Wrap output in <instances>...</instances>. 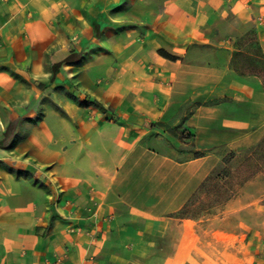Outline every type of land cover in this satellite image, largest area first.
Returning a JSON list of instances; mask_svg holds the SVG:
<instances>
[{
	"label": "crops",
	"instance_id": "crops-1",
	"mask_svg": "<svg viewBox=\"0 0 264 264\" xmlns=\"http://www.w3.org/2000/svg\"><path fill=\"white\" fill-rule=\"evenodd\" d=\"M263 140L264 0H0V264H159Z\"/></svg>",
	"mask_w": 264,
	"mask_h": 264
},
{
	"label": "rangeland",
	"instance_id": "rangeland-1",
	"mask_svg": "<svg viewBox=\"0 0 264 264\" xmlns=\"http://www.w3.org/2000/svg\"><path fill=\"white\" fill-rule=\"evenodd\" d=\"M221 150L223 162L182 213L187 225L176 220L161 241L159 264H264V140Z\"/></svg>",
	"mask_w": 264,
	"mask_h": 264
},
{
	"label": "trees",
	"instance_id": "trees-1",
	"mask_svg": "<svg viewBox=\"0 0 264 264\" xmlns=\"http://www.w3.org/2000/svg\"><path fill=\"white\" fill-rule=\"evenodd\" d=\"M232 154V156L234 155V152L233 153H231ZM224 159V158H223Z\"/></svg>",
	"mask_w": 264,
	"mask_h": 264
}]
</instances>
